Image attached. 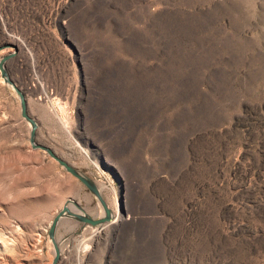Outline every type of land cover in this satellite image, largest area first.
I'll list each match as a JSON object with an SVG mask.
<instances>
[{
	"label": "rangeland",
	"instance_id": "rangeland-1",
	"mask_svg": "<svg viewBox=\"0 0 264 264\" xmlns=\"http://www.w3.org/2000/svg\"><path fill=\"white\" fill-rule=\"evenodd\" d=\"M5 43L35 140L121 198L58 221L56 264H264V0H0ZM28 129L0 76V264L101 212Z\"/></svg>",
	"mask_w": 264,
	"mask_h": 264
},
{
	"label": "water",
	"instance_id": "water-1",
	"mask_svg": "<svg viewBox=\"0 0 264 264\" xmlns=\"http://www.w3.org/2000/svg\"><path fill=\"white\" fill-rule=\"evenodd\" d=\"M4 46H11L13 48V51L6 53L0 57V76L3 82L7 84L16 94L19 104V115L29 127L28 142L30 147L32 149H39L45 152L49 157L55 160L56 163L61 168H63L65 172L76 178L90 193V195L95 198L101 211L96 216H91L87 212H85V210L73 198L65 199L64 203L55 212V214L49 221L46 233L53 250V256L51 258L50 264H56L59 259L58 242L55 240V228L58 221L62 218H70L77 221L82 226L89 225L91 227L97 228L98 230H101L105 225L111 224L119 218V211H122L120 200L121 198L119 196L116 205V212H113L111 208L106 205L99 187L89 176L67 163L64 159L57 156L48 146L35 140V129L37 127V123L32 117L28 115L23 93L18 87L15 86L13 81L10 79L4 66L5 61L14 54L16 47L13 44L5 43L4 45H0V48Z\"/></svg>",
	"mask_w": 264,
	"mask_h": 264
},
{
	"label": "crops",
	"instance_id": "crops-1",
	"mask_svg": "<svg viewBox=\"0 0 264 264\" xmlns=\"http://www.w3.org/2000/svg\"><path fill=\"white\" fill-rule=\"evenodd\" d=\"M63 219H67V220H69V221H71V222H74V224H75L76 227H77V230H79V229L81 228V225H80L77 221H75V220H73V219H70V218H63ZM66 230H67V229H66ZM70 230H71L70 233L73 232L72 229H70ZM68 232H69V231H65L64 234H68ZM55 236H56V234H55Z\"/></svg>",
	"mask_w": 264,
	"mask_h": 264
},
{
	"label": "bare ground",
	"instance_id": "bare-ground-1",
	"mask_svg": "<svg viewBox=\"0 0 264 264\" xmlns=\"http://www.w3.org/2000/svg\"><path fill=\"white\" fill-rule=\"evenodd\" d=\"M99 187V186H98ZM100 189V188H99ZM114 212V211H113Z\"/></svg>",
	"mask_w": 264,
	"mask_h": 264
}]
</instances>
